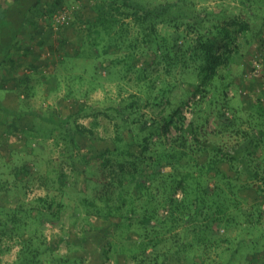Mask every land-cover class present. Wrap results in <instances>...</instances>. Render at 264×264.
I'll return each instance as SVG.
<instances>
[{
    "label": "trees",
    "instance_id": "1",
    "mask_svg": "<svg viewBox=\"0 0 264 264\" xmlns=\"http://www.w3.org/2000/svg\"><path fill=\"white\" fill-rule=\"evenodd\" d=\"M48 1L50 3L46 5V10V0H9L6 5H0V90L8 89V81L4 77L5 66L13 75L25 60L28 62L32 56L35 58L38 55L34 50L35 45L42 53L46 41L41 38L44 28L40 26V11L45 10L51 17L53 11L66 0ZM92 2L90 17H87L84 25L88 34L95 35L94 39L102 35L108 37L109 42L102 48L105 55L109 53L112 43H115L114 47L119 46L117 41H111L116 36V15L119 12L120 16V12L126 9L123 16L129 18L130 23L136 27V38L142 37L140 54L146 56L151 52L154 58L164 60L167 65H176L178 55L185 56L187 51L184 47H190L192 43L191 38L185 37L188 31L183 32L181 27L184 26L186 30L189 27V32H196L197 45L190 50L202 51L204 62L198 67L202 82L192 92L196 99L204 97L213 79L222 81L220 73L235 55H232L236 47L233 35L217 25H213V32L200 19V13L196 12L190 0H159L154 3L148 0ZM159 24L174 29L167 31L166 36L161 35L158 32ZM25 30L28 33L26 42L22 39ZM66 39L60 37L56 40L53 44L55 49L58 45L59 51L67 45L77 46L80 43L79 38L71 43ZM134 42L129 44L131 49L137 46ZM74 55L77 60L87 59L85 64H92L88 65L91 76L99 73L98 67L109 73L104 61L94 54L82 58L81 52L76 51ZM74 55L68 54L66 58L69 60L72 57V60ZM129 56L133 58L134 54ZM182 64L186 65V62ZM217 75L220 78H216ZM13 87L17 88L15 85ZM28 97L27 94L19 97L21 107L14 110H8L0 101V115L7 120L11 118L12 122L7 125L8 136L5 134L4 138L0 137V154L5 161L9 162L10 157L2 154L3 148L10 155L11 152H17L18 155L31 156L35 151L29 148L28 136H40V152L44 153L43 144L46 141L52 140L55 146H59L60 142L63 144L60 153L67 159L70 172H80L84 183L91 180L104 187L109 183L123 187L124 191L126 188L129 200L120 194L116 206L106 202L111 193L94 196L82 203L86 210L84 225H88L84 229L91 228L88 222L89 204L95 210L94 216L108 222L106 224L112 232L111 240L106 242V247H102L104 260L101 264L110 259L111 251L121 253L126 258L131 257L137 264H253L255 259L264 264V121L258 122L246 138L228 146L199 138L194 119L184 127V117L178 107L155 121H130L128 111L137 106V96L132 95V100L125 105L109 109L120 121L114 123L115 131L110 141L105 142L99 151H92L86 142L92 130L77 123L79 114L85 108L79 102L76 103L75 98L77 108L74 104L68 114L60 116L49 113L40 117V129L35 130L38 134L31 132L35 128L29 124L22 128L16 126L14 121L25 113L28 112V116L35 114L27 108L26 100H22ZM67 97H70V93ZM223 101V110L216 111L215 116L216 127L219 126L221 131L232 125L236 118V112L228 108L226 100ZM227 109L233 114L230 118L226 116ZM88 115L82 114V117ZM136 129L146 131L147 135L140 137ZM171 130L176 135L169 139L167 135ZM25 133L27 135L24 136ZM8 139L22 148L15 151L10 147ZM24 139L28 143L26 148L23 147ZM84 148L85 152H82ZM11 163L6 172L2 171L5 166L0 164V195L5 196L14 190L19 183L18 178L33 175L27 162L18 160ZM53 177L62 186L70 184L67 174L62 170L54 172ZM26 180L29 182V178ZM120 190L123 191L122 188ZM134 191H137L136 195ZM38 202L40 208H37L35 214L23 205L14 208L0 206V239L17 237L19 240L14 259L6 263L0 260V264H86L87 252L79 257L75 253L71 256L60 255L54 242L43 235L47 225L52 227L58 224V211L62 209V203L47 196L40 197ZM99 203L104 205L101 213L96 211ZM18 213L24 216H18ZM114 216L117 220L112 222ZM233 229L235 235L231 236L230 231ZM212 253L214 259L209 257Z\"/></svg>",
    "mask_w": 264,
    "mask_h": 264
},
{
    "label": "rangeland",
    "instance_id": "2",
    "mask_svg": "<svg viewBox=\"0 0 264 264\" xmlns=\"http://www.w3.org/2000/svg\"><path fill=\"white\" fill-rule=\"evenodd\" d=\"M148 1L154 3L159 0ZM190 1L196 12L200 13L199 17L206 26L210 27L213 32V25L224 29L228 34L233 35V42L236 46L232 53V55H235L230 58L228 65L220 73L222 81L213 79L208 92L202 99H196L192 96L194 87L202 82L198 67L200 64L203 65L204 62L202 51L197 50V52H194L190 50L191 47L197 45L196 32H189L191 28L188 27V30H186L184 26L181 27L183 32L188 31L185 37L192 39L190 47H184L187 51L186 55L179 54L176 65L172 63L167 65L164 60L154 58L155 56L151 52H148L146 56L140 54L142 37L138 36L136 38L138 35L136 27L130 23L129 18L123 16L128 10L126 9V11L120 12L122 16H119V12L116 15L118 22L114 26L115 33L113 32L116 36L111 41H117L119 46L118 48L114 47L115 43H112L109 53L105 55L102 48L109 42L107 41L108 37L102 35L94 39L95 35L88 34L84 25L91 12L90 4H93L92 0L63 1L62 5L53 11L51 17L45 13L46 5L50 3L46 0L45 10L40 11L39 19L40 26L42 25L44 28L41 38L43 37L46 41L42 47V53L49 61H55L59 59V56L63 57L66 64L59 65L58 71H56L58 69L57 65H55V68L51 66V71L47 69L44 73L45 76H48V79L51 78L50 76L55 77L56 75L61 78L58 81L59 88L57 91L43 96L44 91L40 84V90L34 92L32 94L34 96L22 99L23 101L26 100L27 108L35 113L32 114L34 117L27 116L28 118L23 124H29L31 128L33 126L35 129L31 132L38 134V131L35 130L40 129L38 124L40 123V117L49 113H57L60 116L66 115L74 108V104L77 108L76 103L79 102L85 110L79 114L77 123L92 130V135L86 142L89 149L99 151L105 142L108 143L113 137L114 123L120 121L115 118L113 111L109 109L112 106H119L121 103V105H125L132 100L131 96L134 95L137 96V106L128 111L130 121L146 119L155 121L171 109L178 107L181 111L184 104L192 99L195 105L191 120L194 119L195 124H197L200 133L199 138H206L228 146L246 138L258 122L264 121L262 118L264 115V0ZM8 2L9 0H0V5H6ZM62 11H65L69 16V22L56 24L54 15L56 16ZM77 11H79L78 14ZM75 15H78L77 19ZM120 29H122L121 32ZM173 29L168 25H158V32L161 35L166 36V32ZM26 31L23 35L24 39H28ZM60 37H66L68 43L73 42L75 38H79L80 43L77 46L67 45L63 47V50L61 48L58 51L60 45L55 49L53 44ZM134 40V44H137V46L134 45L131 49L129 44ZM50 47H54V49H50ZM76 51L81 52L80 57L82 58L87 57L88 54H94L98 59L104 61L106 67L111 66L113 68L112 73L108 74L106 69L99 68L97 62L96 66L99 73L91 76L90 66L92 64H88L90 66L85 64L87 59L77 60L74 55ZM68 54H73L74 59L70 60L71 57L68 60L66 58ZM129 54H134V57L131 58ZM256 59L260 60V71L252 76L248 73L253 61ZM182 62H186V65H183ZM62 76L65 80L62 79ZM77 76L80 78H77ZM216 78H220V76L217 75ZM218 92H220V95ZM68 93H70V97H67ZM2 94L0 91V95ZM71 97L73 98L70 101ZM224 97L226 98L223 99ZM74 98L77 100L76 103ZM223 100H226L229 109L236 112V118L232 125L221 131L219 126L216 127L215 116L216 111L223 110ZM123 101L126 103H123ZM229 109L226 111V116L230 118L233 114ZM82 114L90 115L85 118L82 117ZM185 124L184 120V127ZM218 130L220 133H218ZM136 131L141 135L140 137L147 135L146 131L143 132L139 129H136ZM25 135L27 134L25 133ZM175 135V131L171 130L167 136L172 139ZM24 141L23 147L26 148L28 143L26 144V139ZM27 142H29V148L35 151L31 153V156L29 154L18 155L17 152H11L10 155L8 150L2 149V154L10 157L8 162L0 154V164L5 166L2 168L4 169L3 172L8 171V165H12L11 162L23 160L31 167L30 171L33 175L18 178L19 183L14 190L5 194V196L0 195V206L14 208L23 205L26 206L25 208L31 209L32 212L34 211L33 214H35L37 208H40L38 202L40 197H54L55 202L60 201L62 203V209L58 211L59 222L52 227L47 225L43 229V235L54 242L58 254L71 256L75 253L79 257L87 252L88 261L86 262L84 258L86 264H101L104 260L102 247H106V242L111 240L110 235L112 232L109 225L106 224L108 222L101 221L100 218L94 216L93 211L95 212V210L89 204L87 210L89 211L88 222L91 224V228L84 229L88 225H84L83 217L86 210L83 208L82 203H84V200H91L94 196L111 193L106 202L116 206L120 194L121 197L124 196L127 201L129 200L125 193L126 188L124 191L123 187H117L109 183L104 187L93 183L91 180L86 183L81 181L82 175L80 172L75 174L70 172L67 159H64L61 155L60 150L63 146L61 142L60 147L55 146L52 140L44 142V153L40 152V136L37 138L28 136ZM10 147L15 151L22 148L17 143L10 144ZM82 152H85V148L82 149ZM54 168L57 169L53 171ZM60 170L67 174L69 185L62 186L54 180V172H60ZM47 171L51 172L47 175ZM77 175L80 176L77 177ZM27 178H29V182L26 180ZM134 193L136 195L137 191H134ZM249 194H251V191ZM7 195L10 197L7 198ZM250 198H248L249 201H251ZM53 208H56L55 204ZM103 210L104 205L99 203L96 211L101 213ZM18 216L24 215L18 213ZM27 220L29 221V219ZM116 220L117 218L114 216L112 222ZM98 227H101V229L98 230ZM230 235H235V229L230 231ZM82 236L85 237L82 238ZM112 247H114V243ZM18 248L19 240L17 237L0 239V260L3 263L12 261ZM110 255V259L106 260L104 264H137L131 257L126 258L121 253L111 251ZM209 257L214 259L215 255L212 253ZM240 259L243 260L241 257ZM253 264H261V262L255 259Z\"/></svg>",
    "mask_w": 264,
    "mask_h": 264
},
{
    "label": "crops",
    "instance_id": "3",
    "mask_svg": "<svg viewBox=\"0 0 264 264\" xmlns=\"http://www.w3.org/2000/svg\"><path fill=\"white\" fill-rule=\"evenodd\" d=\"M22 39L25 42L28 41L27 38L26 39L22 38ZM34 48H35L34 49L35 52L38 55L35 56V58H32L33 57L32 56L28 62L25 60L22 66L19 69H16L15 74L13 75L10 74L9 72H12V71H9L10 69L8 70L7 66H5L4 68L5 74H6L4 77H5V80L8 81V83L6 84V87L8 89L0 90L3 93L0 96H1V104L8 110L20 109L21 105L19 104L20 103L19 97H23L26 94L29 97L34 96L32 94L40 90V84L44 91L43 96H47L51 94L52 92L57 91L59 88L58 81L61 78L50 76L51 78L48 79L47 78L48 76H45L44 73L46 72L47 69L51 71V66L52 68H55V65H57L58 69H56V71H58L59 65H62L64 62V61L62 62L63 58L58 57L59 59L55 61L54 60L47 61V59L45 58V55H43V53L40 54L39 52L40 48L37 45H35ZM15 59L17 58L15 57ZM107 67L109 70L108 74L112 73L113 68L111 66H107ZM62 79L65 80L63 76H62ZM13 80H15V82ZM52 80L54 83L52 82ZM13 85H15L17 88L14 89ZM123 103H126V102L123 101ZM25 110H28V109L25 107ZM27 116H28V112L25 113L24 116L20 117L19 120L16 119L14 121L16 122V126L18 125V127L20 128L25 127V123L23 124V122L26 121V119L28 118ZM11 123H12L11 118L7 120V118L0 115V137L2 136L4 138L5 134L8 136L7 132L9 131L7 130L8 129L7 125ZM8 142H9V139H8ZM9 144H12V142L10 141Z\"/></svg>",
    "mask_w": 264,
    "mask_h": 264
},
{
    "label": "built area",
    "instance_id": "4",
    "mask_svg": "<svg viewBox=\"0 0 264 264\" xmlns=\"http://www.w3.org/2000/svg\"><path fill=\"white\" fill-rule=\"evenodd\" d=\"M68 20H69V16L65 11L59 12L58 14H56V16L54 15V21L56 24L68 23ZM259 71H260V60L256 59L253 61V64L248 74H252V76H254ZM192 109H193V100L190 99L184 104V107L181 110V114L184 117L186 124H188L191 118L193 117Z\"/></svg>",
    "mask_w": 264,
    "mask_h": 264
}]
</instances>
